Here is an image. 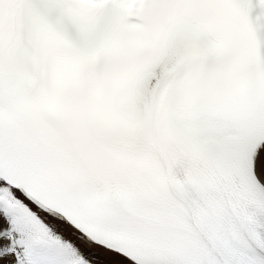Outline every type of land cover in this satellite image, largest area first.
<instances>
[{"label":"snow or ice","instance_id":"obj_1","mask_svg":"<svg viewBox=\"0 0 264 264\" xmlns=\"http://www.w3.org/2000/svg\"><path fill=\"white\" fill-rule=\"evenodd\" d=\"M0 264H264V0H0Z\"/></svg>","mask_w":264,"mask_h":264}]
</instances>
